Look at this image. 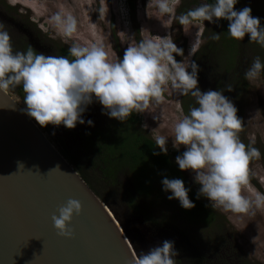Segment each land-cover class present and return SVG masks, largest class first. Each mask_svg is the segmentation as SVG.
Segmentation results:
<instances>
[{"label":"clouds","instance_id":"clouds-1","mask_svg":"<svg viewBox=\"0 0 264 264\" xmlns=\"http://www.w3.org/2000/svg\"><path fill=\"white\" fill-rule=\"evenodd\" d=\"M155 3L161 13L171 16L175 15L180 0H155ZM237 3L238 0H213L211 3L205 0L177 19L183 26L194 21L227 20V33L232 39L243 41L249 36L250 42L264 47V26L260 18L252 15L250 7L237 11ZM103 12L102 0L100 18ZM51 20L66 37L77 32V18L70 12H57ZM4 29L0 23V90L7 93L10 88L22 85L25 111L40 126L63 125L74 129L77 123H85L83 113L94 97L107 110L106 115L125 121L133 112L143 113L153 104L163 103L170 85L179 95L191 94L198 105L174 124L171 138L177 149L181 145L186 148L176 157V163L182 171L194 173L195 182L201 185L199 195L208 198L214 209L222 208L235 214L255 215L257 210L264 209V193L244 194L251 189L254 175L250 164L260 159L261 152L241 140L239 133L244 122L237 115V107L223 94L224 90H199L198 65L192 62L186 66L176 60L174 54L183 56L184 53L170 36L129 44L119 60L110 59L102 45L73 44L69 53L74 59H69L46 56L32 47L26 52H14L12 37ZM212 39L218 41L220 34H214ZM198 43L199 32L191 50L193 56ZM262 71L264 63L257 56L244 71V78L255 80ZM232 90L233 86L228 84L227 91ZM87 123L93 125L91 120ZM155 140L167 154L168 138L157 136ZM162 184L165 192L172 193L168 199L179 200L187 210L195 207L189 198L190 189L182 179L165 177ZM58 211L59 215L52 217L54 226L60 235L71 238L73 229L69 225L75 216L83 213V205L79 200L70 199ZM176 255L174 242L165 240L162 245L138 255L135 264H176Z\"/></svg>","mask_w":264,"mask_h":264},{"label":"rangeland","instance_id":"rangeland-1","mask_svg":"<svg viewBox=\"0 0 264 264\" xmlns=\"http://www.w3.org/2000/svg\"><path fill=\"white\" fill-rule=\"evenodd\" d=\"M128 2L129 0H103L104 12L102 18H100L102 0H0V6L10 9L16 7L13 9L15 13L17 12V14L26 18L29 24L37 25L39 28L35 29L47 39L48 43L53 47L54 53H57L56 49L61 50L62 48L69 52V48L73 44L80 46L99 44L109 53L110 59L119 60L123 58L129 44L139 42L141 39H157L158 37L170 36L178 48H181L180 45H183L184 55L181 62H184L187 66L193 57L191 50L196 42L197 33L199 32V43L197 44L196 51L201 45L204 49L207 43L206 35L204 38L202 37L204 29H207L209 36L214 32L216 21H195L183 26L177 19L186 8H195L202 2H205V0H180V3L176 7L175 15L171 16L161 13L155 0L152 3L151 0H133V13H131ZM261 2L262 0H238L236 10L239 11L244 7H250L254 10L256 5L261 4ZM258 8L255 9L254 17L261 14L257 10ZM57 12H70L77 18L78 29L72 37L69 38L62 35L52 22L51 17ZM10 29L12 30V28H5L4 30ZM239 42L242 43L243 51L241 52L243 53V57L248 62L247 66L243 67L245 71L256 57L254 51L256 49H252L253 43L250 42L249 36H246L243 41ZM17 46L13 48L14 52L22 51ZM245 82L247 88L240 96L242 99L240 100V113L238 115L244 122L241 135L248 144H252L263 152V71L257 79L252 81L246 80ZM8 93L26 110L27 106L22 101L25 95L24 92H22L21 96L10 90ZM164 96L163 103L158 105L153 104L148 111L143 113L135 112L140 119L139 124L128 125V128L124 121L116 119L115 127L127 133L124 140L127 150L134 151L138 146L137 138L130 134L133 131L145 138L148 137L154 142H156L155 137L157 136L168 138L166 145L168 151H177L182 154L186 151L183 145L177 149L173 144V138H171L174 135V124L184 115L180 103L181 95L169 85ZM97 111L104 112L105 108L103 110L101 106L96 105L86 108L82 116L85 123H77L74 129H68L63 125L57 127L51 124L48 127L73 139L81 157L82 142L84 141L83 135L93 133L96 127H101L99 124L94 125L95 121L91 119L97 116ZM89 120L93 122V125L87 123ZM108 120L110 121V119H107V124ZM261 160L262 158L260 157L259 160H253L250 164V169L254 175L251 178V189L245 190V195H251L254 191L264 193V183H261V180L264 179V168ZM174 163L179 167L176 160ZM84 166L94 192L97 193L100 200L102 199L108 205L101 201L111 214L114 216L111 211L112 209L118 219L122 221L121 224L114 216L138 255L147 253L150 249L162 245L165 240H168L174 242V250L177 253L174 257L176 264H185L187 256H185L184 250L186 253L189 252V248H186L188 244H183L184 240H181L183 242L178 240L180 235L176 230L184 229L183 225L186 223L183 222L182 217L177 215L178 213L169 212L164 207L159 209L160 205L159 208L148 210L150 221H145L144 215L138 213V211L132 213L124 202L123 196L124 198L127 197V191L133 192V185L129 181V174L121 172L117 175V181H108L103 178L98 169L87 165ZM182 173L185 174L193 189L199 195L201 185L195 182L194 173L191 170L182 171ZM134 196L137 203H139L140 197ZM199 198L207 206L210 215L208 221L198 220V226L200 227L197 228V231L200 235L207 236L208 238L210 236L213 242L211 244L218 243L216 244L218 249L228 247L230 250L231 247L235 246L238 249L239 255L229 257L233 263L237 264L242 261L247 264H264V209L257 210L255 215L235 214L230 211H224L222 208L214 209L208 198L200 195ZM173 205V207H176L177 202L175 201ZM190 234L188 232V235Z\"/></svg>","mask_w":264,"mask_h":264},{"label":"water","instance_id":"water-1","mask_svg":"<svg viewBox=\"0 0 264 264\" xmlns=\"http://www.w3.org/2000/svg\"><path fill=\"white\" fill-rule=\"evenodd\" d=\"M70 199L83 213L68 238L52 217ZM137 256L95 194L74 140L40 126L0 90V264H135Z\"/></svg>","mask_w":264,"mask_h":264},{"label":"trees","instance_id":"trees-1","mask_svg":"<svg viewBox=\"0 0 264 264\" xmlns=\"http://www.w3.org/2000/svg\"><path fill=\"white\" fill-rule=\"evenodd\" d=\"M207 2L211 3L213 0H207ZM128 3L131 13H133V0H129ZM257 7H259L257 10H259L261 14L256 16L260 18L261 25L264 26V0H262L261 4L256 5L255 9ZM255 9L252 10V15L255 14ZM188 10L189 8H186L183 13H186ZM228 25L229 22L227 20L216 21L214 32L210 36L207 29H204L202 37L204 38L206 35L207 43L204 49L202 45L199 47L192 57L190 64L194 62L198 65L199 90L202 92H207L208 90H224L223 94L235 104L238 109L237 115H239L240 100L242 99L240 96L247 88L243 67H246L248 62L241 52L243 51L242 43L232 39L227 33ZM216 33L220 34V39L218 41L212 39V36ZM180 46V49L183 50V45ZM17 47L25 52L29 48L26 44ZM252 49H256L254 50L255 56H259L261 62L264 63V47H261L258 43H253ZM61 55L73 59L70 53L64 48L61 49ZM182 57L183 56L176 55V60L181 62ZM188 70L191 72V67H189ZM228 84L233 86L232 91H227ZM9 90L21 96L23 87L21 85L17 86L15 89L10 88ZM180 100L184 115L189 114L192 107L198 106L195 98L191 94L187 96L181 95ZM108 117L109 115L102 116L104 122L102 121L100 123L101 127H96L93 133L83 135L84 141L82 142L83 145L80 157L83 165L98 169L103 178L108 181H117V175L121 172L129 174V181L133 185V192L127 191V197L124 198L123 196L124 202L127 204L128 210L130 209L132 213L138 211V213L144 215L143 218L145 221H150L148 210L159 208L160 205L159 209L164 207L169 212L178 213L177 215L182 217L183 222L186 223L183 225L184 229L176 230L180 235L178 240H184V242H181H183V244H188L186 248H189V252L186 253L184 250V254L187 256L185 264H236L229 259V257L233 255H239L238 249L235 246L231 247L230 250L228 247H224L225 249H218V246H216L218 243L211 244L213 242L210 236L208 238L207 236L200 235L197 231V228L200 227L198 226V220L208 221L210 215L207 206L200 200L197 191L193 189L188 178L174 163L176 157L181 156L182 153L167 151V154H164L157 146L156 142L148 137H143L141 134H136L133 131L130 134L137 138L138 146L136 150L129 151L124 143L127 133L115 127L116 119ZM107 119H110V121L108 120V124L106 122ZM124 123L128 127V125L139 124L140 119L135 112H133ZM239 135L241 140L245 144H248L242 137L241 132ZM260 152L262 158L261 162L264 168V151ZM154 153L159 154L157 155ZM165 177L169 179L178 178L184 181L185 187L190 189L189 198L195 204L194 208L187 210L181 206L179 200L168 199L172 193L164 191L162 181ZM95 194L97 195V193ZM134 195L140 197L139 203L135 200ZM137 199L139 198L137 197ZM175 201L177 202V206L173 207ZM111 211L115 218L118 219L116 213L112 209ZM119 221L122 224V221ZM185 232H187V234H185ZM188 232L191 234L188 235ZM237 264L247 263L241 261Z\"/></svg>","mask_w":264,"mask_h":264},{"label":"flooded vegetation","instance_id":"flooded-vegetation-1","mask_svg":"<svg viewBox=\"0 0 264 264\" xmlns=\"http://www.w3.org/2000/svg\"><path fill=\"white\" fill-rule=\"evenodd\" d=\"M16 8V7H15ZM13 8V9H15ZM13 9H10L8 7L0 6V23H2L5 28H12V30H7L9 34L12 37V45L15 47L18 45L19 47L23 44H26L27 47H32L34 51L37 53L45 54L46 56H58V54L61 55V50H57V53H54L53 47L48 43L47 39L39 34V32L35 28H39L37 25L29 24L26 18L23 16L15 13ZM63 49V48H62ZM57 54V55H56ZM175 58H176V54ZM101 106V108L104 110L103 105L93 98V103L87 106ZM107 110L105 109L104 112ZM101 111H97V116L92 120L95 121V124H99L104 120L102 119V116H106V114Z\"/></svg>","mask_w":264,"mask_h":264}]
</instances>
